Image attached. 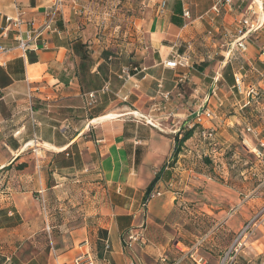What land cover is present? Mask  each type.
<instances>
[{
    "label": "crops",
    "instance_id": "obj_1",
    "mask_svg": "<svg viewBox=\"0 0 264 264\" xmlns=\"http://www.w3.org/2000/svg\"><path fill=\"white\" fill-rule=\"evenodd\" d=\"M245 1L223 0L215 9V0H61L54 22L58 31H47L29 51L38 56L35 64H29L27 53L15 48L18 42L14 31L8 39H1L15 48L6 57L8 64L21 59L25 70L24 80L13 79L12 85L0 89V210L15 208L24 221L21 228L8 232L0 229L3 256L8 260L16 256L23 264L33 260L39 264H74L80 256L96 259V264H105L104 260L107 264H133L127 239L130 234L142 233L145 242L135 243L130 248L131 255L135 258L140 248L146 257L145 264L159 263L165 261L167 252L180 249L177 238L185 242L187 235L190 237L186 227L204 217L212 226L213 240L217 236L223 242L229 241L233 233L234 243L242 227L264 208V176L258 175L254 183L260 184L253 187L246 181V169L240 172L243 178L237 185L222 186L207 174H198L192 168L188 171V164L197 151L195 140L201 128L213 129L215 140L227 149L244 147L245 139L254 146L258 139H264V123L256 125L247 114L251 111L249 116L255 113L258 120L263 118L257 115L264 105L248 101L246 95L255 75L260 77V81L255 79L264 89V44L257 45L252 40L256 35L264 37V19L259 16L253 20L259 13ZM57 3L58 0H0V33L6 16L20 17L25 24L19 29L25 38L28 31L48 23L49 9ZM176 9L182 12L180 16ZM185 11H189V17L184 16ZM173 17L184 25H174ZM246 18L255 27L245 37L248 49L242 52L236 44L241 22ZM228 37L236 38L231 48L226 47ZM78 42L92 54V74L99 75L106 53L112 55L110 60L114 64H109L107 75L101 74L108 77L103 90H110L113 75L123 79L124 85L115 96L118 103L125 97L127 101L131 98V107L116 108L113 103L108 115L92 120L88 126L78 115L76 123L67 124V119L58 128L54 125L58 120L40 121V112H34L33 105L37 100L59 101L57 113L69 115L84 108L85 98L95 91L82 92L77 76L81 60L74 51ZM180 46L185 50L180 52ZM185 51L192 57L190 70L165 67L164 62L172 54ZM60 75L70 78L69 85L60 82ZM237 76L242 78V92L235 88ZM113 87H119L116 80ZM206 110L213 112L211 119ZM114 115L115 121L105 122ZM129 117L151 127L148 140L135 142L147 150L137 168L133 151H126L130 141L124 139V125ZM99 125L102 128H97ZM195 125L200 126L184 144L185 155H179L174 167H168L173 179L156 185L163 195L145 209L146 189L157 171L174 160L175 137ZM47 128L54 133L45 140L43 132ZM70 128L74 133L67 138ZM92 129L100 130L96 131V139L85 143V156L82 150L78 158L75 153L66 154L65 164L61 165L55 156L78 145ZM56 131L60 133L58 140ZM238 157L241 158L239 153ZM84 158V168L79 169L76 160L79 163ZM23 164L26 167L18 171V165ZM9 174L11 180L35 181L37 188L23 192L25 185L17 180L7 181ZM73 175L80 176L75 182L68 181L67 177ZM231 175L229 170L225 171L224 179L232 181ZM56 176L60 180L53 184L50 179L54 181ZM50 191L64 206H49L44 220L33 194L44 197ZM50 212H56L57 217ZM43 225L53 229L52 251L42 249L37 241L38 233L46 230ZM245 242L243 253L253 256L259 264L264 253V216ZM99 244L103 246L101 250ZM178 244L182 241L178 240Z\"/></svg>",
    "mask_w": 264,
    "mask_h": 264
},
{
    "label": "rangeland",
    "instance_id": "obj_2",
    "mask_svg": "<svg viewBox=\"0 0 264 264\" xmlns=\"http://www.w3.org/2000/svg\"><path fill=\"white\" fill-rule=\"evenodd\" d=\"M254 2H256V4ZM254 2H253V0H246L245 4L250 3V5H253V8L256 9V11L259 13L253 18V20L254 19L257 20L256 18L260 16V17H262L261 20L263 21V19H264L263 18L264 17V0H254ZM259 2L261 4V6L263 4V6H262L263 11L261 9H259V7H260ZM252 12H253V10H252ZM262 31L264 32V25H263ZM253 37H255V39L252 37L251 38L253 41H255V43L257 45L264 44V42L262 41V40H264V37H262V36L258 37V35L253 36ZM221 38L222 37L220 36L219 39H221ZM228 39H230V41H228V43H227L228 45H226V47L230 46V48H231V47H233V44H234V41L236 40V38L234 39V37H232V38L228 37ZM178 50L181 52V51H184L185 49H184V47L180 46V48ZM119 69H120V67H119ZM261 69H262V66H261ZM132 70H133V68H132ZM255 78L260 81V77H257L255 75L254 77H252L250 79V82L253 81V83L251 82V84H253L251 86H254L259 92V98L257 99V101L255 103H256V105H264V89H263V87L258 85V80H256ZM121 80H123V79H121ZM248 82H249V80H248ZM185 87L187 88V85ZM153 89L158 90L157 87H155V88L153 87ZM99 95L101 98L102 93H100ZM113 98H115V100L110 102L109 107L101 114L100 117H103L108 113L107 110L110 108V106L113 103H114V106L116 108L123 107L124 105L131 107L132 100H131V102L129 101L131 98L128 101H123L122 103H118L119 100L116 96ZM85 99H87V98H85ZM100 107H101V105L98 106L97 108H95V107L90 108L87 106V100H85L84 108L75 115H69L67 113L59 114V113H57L58 108L50 107V106L48 108L40 110V113L42 115H45L47 122H49L50 119H55V120L60 121L59 123L54 122V125H56L58 128H60L63 125V123H65V121L67 119H69V121H66L67 124H68V122H72V123L75 122L76 123L78 120V115H81V118H83L86 121V125L88 126L91 122L89 120L91 113H93L96 110H99ZM93 108H95V109H93ZM246 110L247 109H244L243 111L245 112ZM48 111H50V112H48ZM250 112L251 111H247L248 118L251 119V121L255 120L257 123L256 125H259V124L263 125V123H264V110H261V114L257 115L259 118L263 117V118H260L259 120L257 118H255V116H256L255 113H253L254 116H251V115L249 116ZM114 116L115 117H113L112 119L105 121V122L115 121L114 118H116L117 115H114ZM100 117H98V118H100ZM62 119H65V120H62ZM133 119H135V118H133V117L127 118L128 121L133 120ZM105 122L102 121V123H101V124H103L102 126L105 125ZM97 128H102V127H101V125H99V127H97ZM47 129L48 130H44V132H43V139H45V140L46 139L48 140L51 136H53V133H54L53 130H51L49 128H47ZM146 129H147L146 127H144L142 125H138L137 129H135V130L131 129V131H129V134L130 135L134 134V137L132 139H134L135 137H138V138L144 137V136H147L148 134H151V132H149ZM98 130H100V129H97V130L92 129V130L88 131L80 139L79 144L76 146L74 145L71 148L70 153L71 154L75 153V155L77 156V157L75 156V158H78V153L80 152L79 150H82V153L85 156V154H86L85 153V150H86L85 143L88 141H92L93 139H96V136L98 135V134H96V131L98 132ZM67 132L68 133L65 135L67 138H69L72 135V133H74L72 128L68 129ZM178 134H180V133H178ZM181 134H183V132ZM55 137L57 138V140L59 139V137H60L59 131H56ZM216 140H215V142H212V143L211 142L206 143V142H203L198 135L197 140H195V141H197L196 146H195L197 151L196 152L194 151L192 153L193 159H190V161L192 163L188 164V171L192 168L194 170V172H200V173L205 174V173H208L207 171H209V169L213 167V170L215 172L214 181L216 183H218L219 185H222V186H230V185L234 186V185H237V182L240 179L242 180L243 177L240 176V172L242 173L243 170L248 169V171H249L251 169V167L253 169L259 170V167L257 166V162L255 161L254 156L251 155L250 153H248V151L245 147L237 146V147H231L230 149H227L225 147V145H222L219 142V140L218 141H216ZM134 142H136V140H133V142L131 143V144H133V146L136 145V144H134ZM209 143L213 144V145L210 146ZM236 149H239V151ZM185 150H186V148L183 151L184 155H185ZM238 153H239V156H241V158L238 157ZM55 157L59 159V160H57V159H55V160L59 161V163L61 165L65 164L63 161L64 157H61V156H58V157L55 156ZM204 159L209 160L211 167L210 166L206 167ZM171 162L172 161H169V163L166 164L170 168H171ZM85 163H86L85 158L82 159L81 162H79V163L76 160V164H77L79 169H83ZM23 165H18L17 170L22 171L25 168V167H23V168L21 167ZM228 170L232 174L231 175V177L233 178L232 181L231 180L226 181L224 179V172L228 171ZM54 172L55 171H53V173ZM57 174H59V173H57ZM11 175L12 174L8 175L7 181L14 182L17 180V181L21 182V184L23 183L25 185L24 188H27V189L21 190L23 192H28L29 191L28 188H32L33 186L36 187L35 181H30L28 179L19 180L16 177H15L16 179L11 180L12 179ZM78 176H80V175H78ZM78 176L73 175V176H70L67 178H68V181H74L75 182V180H77L79 178ZM245 176H248V178L246 180L247 183L248 182L252 183L253 187L258 186L260 184V181H257L256 183H254V181L257 180V176L256 177L250 176L249 172ZM59 177H63V175H61ZM55 178H56L55 180H57V181H55V180L53 181V178L50 179V181H52L53 184H56V182H58L60 180L58 178V176H56ZM75 184L79 185V183H75ZM88 193L90 194V192H88ZM33 196L37 199V205L40 206V208H41V212H42V216L44 217V220L46 219V209H48V211L50 210L49 206H64L62 204V201L61 202L57 201L54 198V196L52 195V191L46 193V195L44 197H42V195H40V193H35V194H33ZM54 213H56V212H50L51 215H54ZM55 217H57V215H54V218ZM57 222H58V220H57ZM45 227H46L45 231H41L38 233L37 241L39 243H41L40 245H41L42 249L46 248L47 250L52 251L53 247L55 245L52 242V240H53L52 239L53 229L51 228L50 230H48L47 225H45V226L43 225V228H45ZM50 227H52L51 224H50ZM17 228H14V229H17ZM19 228H21V226H19ZM40 229H42V227H40ZM3 230L8 232V231H11L13 229H3ZM186 230L190 234V237L187 235L185 242H183V238H180V239L177 238L176 239V245L180 249L175 248V253L174 252H167L164 256L165 261L159 260V263L154 262V261H150L146 264H220L222 256L228 250V247L232 244L234 237H235V234L231 233V237L229 240L230 242L228 240H225L223 242L222 238L221 237L218 238L217 236L213 240V236H210L212 226H210V223L208 222L206 217H204V219H199L197 222H193L192 224L188 225L186 227ZM191 235H194V236L192 237ZM178 240L182 241V244H178ZM184 245L186 246V249L181 248ZM127 249H128L129 259L132 261L133 264H145L146 257L144 259L143 253H142L140 248H138L137 249L138 251L135 252V256L140 258V260L135 259L136 257L134 258L131 255L130 248H127ZM1 251H4V250L0 249V252ZM13 257L17 258L16 256H12V257L10 256L9 260H8V264H11V260ZM255 260L256 259H254L253 256H249V255L246 256L242 252L238 255V258L236 260V264H256L257 261H255ZM143 261H144V263H143Z\"/></svg>",
    "mask_w": 264,
    "mask_h": 264
},
{
    "label": "trees",
    "instance_id": "obj_3",
    "mask_svg": "<svg viewBox=\"0 0 264 264\" xmlns=\"http://www.w3.org/2000/svg\"><path fill=\"white\" fill-rule=\"evenodd\" d=\"M176 13L178 16H180L182 14V12L178 11L177 9H176ZM172 23L176 26H179V27L184 25L183 22L180 21L176 17L172 18ZM74 51H75V54L81 60L80 65L77 69V76L79 78V83H80L82 92H83V94H86L90 91H95L94 93L97 96V104L94 107L97 108L98 106L101 105L99 110H96L93 113H91L89 120L92 121V120L100 117L101 114L109 107L110 102L115 100V98H113V97H115L116 93H118V91L124 85V80H121L118 76L113 75L111 78V82H110V88H109L110 90L104 91L103 89L105 88L106 83L108 82V77H102L101 74L107 75L109 64H114V62H112V60H110V57L112 55L110 53L105 54V57H106L105 63H103L99 67V69H98L99 75H96V74L91 73L92 66L94 65V60L92 59V54H91L89 48L86 45L78 42L74 46ZM27 58H28L29 64H35L38 62V56L34 52L28 51L27 52ZM18 72H20V73H18ZM63 75H60L58 79L60 80L61 83L65 84V85H69L70 78H66ZM13 79H17V80H24L25 79L24 61L21 59L16 60L12 63H9L5 69L0 66V89L3 90L5 88L9 87L10 85H12V83L14 82ZM115 80L117 81L119 87H113V83L115 82ZM100 93H102L101 98L99 95ZM35 104L33 105V110H34V112L39 113L40 110L48 108L49 106L50 107L59 106V101L58 102H47V101L37 100L35 102ZM95 108H93V109H95ZM247 109H248V107H247ZM39 118H42V119H40V121L46 119L45 115H42L41 113H40ZM62 120H65V119H62ZM138 125H142V126L146 127L147 128L146 130L151 132L150 126L145 125L136 119L129 120V121L126 120L125 125H124V139L130 141L126 145V151L128 152V154H131L133 151V153L135 155V166H136V168L141 165L143 157L146 154L147 150H146V147L143 145H134L133 146V144H131V143L133 142V140H136V142L148 140L149 136H150V134H148L147 136H144V137H140V138L135 137L134 139H132L134 137V134L130 135L129 131H131V129H134V130L137 129ZM199 126L200 125H195L194 128H192L190 130L183 131V134H181L182 136L177 135L175 137V148L173 151L174 160L171 162V167H174V165L177 162L179 155H181L183 153L182 148H183L184 144L187 141H189L191 138L194 137V134L197 131V129L199 128ZM134 144H135V142H134ZM209 145L211 146L213 144L209 143ZM72 147H70V148L66 149L64 152L58 154L57 157L61 156V157H64V159H65L66 154L70 155V150ZM204 162H205L206 167H209V166L211 167L208 159H204ZM21 167L23 168L26 166L23 165ZM207 172L208 173H205V174L209 175L212 179H214L215 172L213 170V167L210 168L209 171H207ZM196 173L203 175V173H200V172H196ZM172 179H173L172 172L168 169L167 165H164L159 171H157L155 178L152 180L151 184L146 189L143 201L147 200V197L151 194V192L155 189L156 185L160 181L170 182V180H172ZM23 223L24 222H23L22 217L20 216V214L18 213V211L15 208H8V209L0 210V229H14V228H17V227L23 225ZM106 237H107V234L105 233L104 238H106ZM98 248H99V250H101L103 248V246L101 244H99ZM0 264H8L7 257L3 256L1 252H0ZM11 264H22V263L17 258L13 257L11 260ZM28 264H39V263L36 260H33Z\"/></svg>",
    "mask_w": 264,
    "mask_h": 264
},
{
    "label": "built area",
    "instance_id": "obj_4",
    "mask_svg": "<svg viewBox=\"0 0 264 264\" xmlns=\"http://www.w3.org/2000/svg\"><path fill=\"white\" fill-rule=\"evenodd\" d=\"M70 1L77 3L78 0H70ZM59 2H61V0H58V3L49 9L48 23L40 29L28 31L26 33L25 38L22 36V33L20 32L19 29L20 26L25 24L23 20L20 17H18L17 19L10 16L5 17L4 19L5 26L2 28V32L0 33V66L1 67L3 68L7 67L8 61L6 60V57H8L15 50V48L21 50L24 53H27L32 49V46L35 44V42L38 39L42 38L47 31H58L57 28L54 27V22L56 20L58 13L57 6ZM222 3L223 0H215L214 8L217 9ZM254 3L256 4V2ZM262 6H260L259 9L263 11ZM162 7L163 9H165L166 3H163ZM184 16L189 17L190 16L189 11H185ZM254 27L255 26L253 25V23L250 22L249 18L248 19L246 18L241 22L242 29L240 30V39L236 44V49L242 52L247 51L248 44L246 43L245 37L249 33H251L252 30H254ZM244 28L247 29L245 30ZM12 31H14L15 39L18 42L15 48L1 42V39H8L9 33ZM164 65L166 68L171 70H190L192 67V57L190 53H188L187 51L183 53L176 52L172 54L171 57L164 62ZM235 80H236V85H235L236 90L238 92H242L243 90L242 78L240 76H237ZM216 91L217 88L213 90L214 93H216ZM246 95L248 101L250 102L257 101V99L259 98V92L254 86H250L246 90ZM86 98H87L86 100L88 107L92 108L97 104V96L95 93L88 94ZM127 98L128 97H125L124 101H127ZM205 114L210 119L213 117V112L211 110H206ZM248 132L253 133L255 131L253 129H248ZM215 134L216 132L213 129L201 128L199 130L200 139L206 143L215 142V138H216ZM257 142L258 144L254 146L253 143H251L246 139L243 141L244 147L247 149L248 153L254 156L255 161L257 162V166L259 167V170L253 169L252 167L249 170V175L253 177H256L258 175L264 176V139H258ZM261 184L264 185V179L261 182ZM162 195L163 193L158 189H156L155 187V189L147 197V200L143 201V207L146 209L150 204V202H152L156 198L161 197ZM263 216H264V208L260 210L258 214H256L252 219H250V221H248L242 227V229L237 234L232 246L222 256L220 264H236L238 255L243 252V248L245 247V243H246L245 241L253 234L256 225L259 223L260 219H262ZM137 242H140L142 244L145 242V238L142 233L130 234L129 238L127 239L126 245L129 248H132L133 245ZM108 249H109V245L106 244V250ZM261 257L262 259L259 261V264H264V253L261 254ZM103 262L107 264L106 260H104ZM74 264H96V259H93L89 256H80L75 259Z\"/></svg>",
    "mask_w": 264,
    "mask_h": 264
},
{
    "label": "bare ground",
    "instance_id": "obj_5",
    "mask_svg": "<svg viewBox=\"0 0 264 264\" xmlns=\"http://www.w3.org/2000/svg\"><path fill=\"white\" fill-rule=\"evenodd\" d=\"M259 4H260V2H259ZM260 6H261V4H260Z\"/></svg>",
    "mask_w": 264,
    "mask_h": 264
}]
</instances>
